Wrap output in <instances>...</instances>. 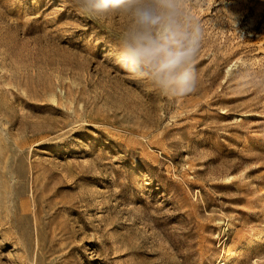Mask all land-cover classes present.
<instances>
[{
  "label": "rangeland",
  "instance_id": "obj_1",
  "mask_svg": "<svg viewBox=\"0 0 264 264\" xmlns=\"http://www.w3.org/2000/svg\"><path fill=\"white\" fill-rule=\"evenodd\" d=\"M195 5V6H193ZM194 94L114 56L124 17L0 0V264H264V0H192Z\"/></svg>",
  "mask_w": 264,
  "mask_h": 264
},
{
  "label": "clouds",
  "instance_id": "obj_2",
  "mask_svg": "<svg viewBox=\"0 0 264 264\" xmlns=\"http://www.w3.org/2000/svg\"><path fill=\"white\" fill-rule=\"evenodd\" d=\"M93 20L124 17L116 33L115 60L136 80L160 96L178 101L199 86L197 57L205 37L201 21L190 8L192 0H72ZM195 6V5H193ZM238 72L247 74L239 86L264 95V71H253L245 61Z\"/></svg>",
  "mask_w": 264,
  "mask_h": 264
}]
</instances>
